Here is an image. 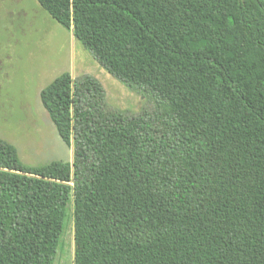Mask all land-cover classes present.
<instances>
[{"label":"trees","instance_id":"16d2710c","mask_svg":"<svg viewBox=\"0 0 264 264\" xmlns=\"http://www.w3.org/2000/svg\"><path fill=\"white\" fill-rule=\"evenodd\" d=\"M36 1L146 105L41 90L72 162L0 139V264H54L69 192L73 264H264V0Z\"/></svg>","mask_w":264,"mask_h":264},{"label":"rangeland","instance_id":"374dc122","mask_svg":"<svg viewBox=\"0 0 264 264\" xmlns=\"http://www.w3.org/2000/svg\"><path fill=\"white\" fill-rule=\"evenodd\" d=\"M64 73L97 78L114 109L137 113L146 105L108 75L36 0H0V139L13 145L26 165L72 162V149L61 141L39 97ZM73 255L69 192L54 264H73Z\"/></svg>","mask_w":264,"mask_h":264}]
</instances>
